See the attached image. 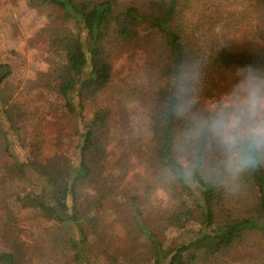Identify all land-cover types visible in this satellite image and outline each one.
Masks as SVG:
<instances>
[{
	"label": "trees",
	"instance_id": "1",
	"mask_svg": "<svg viewBox=\"0 0 264 264\" xmlns=\"http://www.w3.org/2000/svg\"><path fill=\"white\" fill-rule=\"evenodd\" d=\"M53 5L64 12L67 20H74L76 31L61 32L50 19L44 29L47 52L50 54L57 80L58 94L63 109L74 116L79 138L76 160L65 165L62 154L56 153L33 163V168L44 176L45 183L33 199L41 210L54 214L68 233L61 239L65 251L78 252L81 258L89 234L86 223L93 228L107 226L111 216H119V206L106 214L104 202L113 197L108 186V158L105 137L110 133L111 109H99L89 123L83 119V98L86 91H100L114 77L112 47L120 41L142 43L151 49L146 63L150 69V95L153 108L148 124L152 132L151 148L160 167L174 178L181 193L192 198V203L181 198L178 207L164 218L167 226H182L186 219H199L201 227L189 241L166 246L161 233L145 219L135 197L130 200L131 223L136 239L146 241L156 264H228L234 247L243 241L244 234L256 230L264 235V163L244 172L234 183L218 184L201 170L188 172L186 164L175 155V141L187 123V114L175 111L174 82L182 70L194 71L201 85L190 89L187 99L192 110L204 108L192 100V95L215 97L226 93L230 73L246 67L264 70V0L247 2L257 11L248 36L239 37L222 32L236 26L222 25L220 31L210 26L189 24L184 0H33ZM235 3L237 2L234 0ZM239 5H241L239 3ZM243 18L246 20L247 16ZM145 25L147 31L141 32ZM254 28V29H253ZM208 31V32H207ZM9 64L0 63V85L11 76ZM202 81V82H201ZM193 82V81H192ZM4 115L17 127L10 109ZM88 185L95 193L85 191ZM108 220V221H107ZM77 227L78 234L71 233ZM70 229V232H69ZM133 233V232H132ZM130 235V234H129ZM126 238V234L120 236ZM118 243V241H117ZM116 244V243H115ZM17 254L0 250V264H19Z\"/></svg>",
	"mask_w": 264,
	"mask_h": 264
},
{
	"label": "rangeland",
	"instance_id": "2",
	"mask_svg": "<svg viewBox=\"0 0 264 264\" xmlns=\"http://www.w3.org/2000/svg\"><path fill=\"white\" fill-rule=\"evenodd\" d=\"M236 1L189 0L185 7L189 24L205 29L215 26L217 32L222 25L232 24L236 26L234 29L222 32L230 37L248 36L243 28L250 31L257 22V11L248 7L246 1ZM50 19L55 20L61 32L76 31L74 20H67L61 9L49 3L0 0V63L12 68L11 76L0 85V250L13 251L19 264H156L147 242L135 238L138 235L131 223V198L137 199L138 208L161 233L166 246L189 241L201 223L199 219H186L182 226H167L164 221L182 197L191 203L192 198L182 195L179 185L159 166L148 145L152 137L148 117L154 104L149 94L151 79L146 63L151 49L143 43L139 46L134 42L115 43L111 52L113 80L100 91H86L83 98V123H89L103 107L112 111L111 130L105 143L108 186L114 189V194L104 202L103 210L107 214L119 206V216L108 213L109 224L98 229L86 223L88 242L82 257L76 258L79 251H65L61 239L68 228L54 214L41 210L33 199L32 195L40 192L45 183L33 163L56 153L62 154L65 165L76 160L79 143L76 130L83 125L63 109V99L58 94L53 59L47 52L43 31L50 25ZM140 28L145 34V25ZM230 74L227 80L231 85L226 93L239 76ZM199 83L193 81L191 86L196 88ZM226 93L212 98L195 94L192 100L207 108ZM4 109L20 118L17 127L4 115ZM85 191L94 194L95 187L88 185ZM74 230L78 234V228H71L75 235ZM124 234L127 240L120 237ZM228 264H264V235L256 230L247 231L243 241L234 247Z\"/></svg>",
	"mask_w": 264,
	"mask_h": 264
},
{
	"label": "clouds",
	"instance_id": "3",
	"mask_svg": "<svg viewBox=\"0 0 264 264\" xmlns=\"http://www.w3.org/2000/svg\"><path fill=\"white\" fill-rule=\"evenodd\" d=\"M195 79L194 71L182 70L174 82L175 111L187 114L175 155L186 171L202 169L216 183L232 184L264 163V70L241 69L221 100L193 111L187 95Z\"/></svg>",
	"mask_w": 264,
	"mask_h": 264
}]
</instances>
